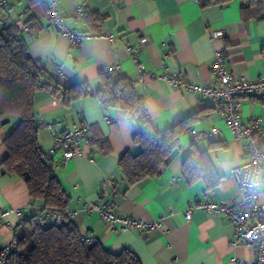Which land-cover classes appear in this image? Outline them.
<instances>
[{
  "label": "crops",
  "instance_id": "1",
  "mask_svg": "<svg viewBox=\"0 0 264 264\" xmlns=\"http://www.w3.org/2000/svg\"><path fill=\"white\" fill-rule=\"evenodd\" d=\"M58 1L66 25L79 32L86 29L83 17L74 16L79 6L104 15L100 35L71 47L68 39L49 24L46 0H6L7 6L0 11V26L9 21L30 27L28 21L35 19L41 30L35 38L27 37L28 51L38 67L63 85L79 79L96 88L98 73L110 68L134 81L137 72L126 46L139 45L143 37L148 43L142 48L140 62L156 74L167 73L199 85H213L215 76L210 66L214 54L221 52L234 74L249 80L264 75V18L242 15L241 7L249 0L207 6H201L198 0ZM215 31L223 35L215 36ZM140 94L152 124L160 131L184 118H192L179 141L183 152L172 154L158 175L133 184L125 193H121L124 182L118 161L124 151L134 148L126 112L105 109L94 97L64 107L46 91L36 94L35 109L40 123L60 122L56 127L59 131L71 123L86 122L93 134L82 156L65 162L59 155L54 157L55 175L67 196V215L82 235L100 240L112 253L127 249L141 264H252L254 249L236 242L233 226L220 215L195 210L189 221L184 217L192 203H230L237 195L230 171L247 160V147L246 141L236 139L221 118L222 104L217 98L181 92L159 79H150ZM239 110L244 123L259 118L264 128V102L259 98L240 97ZM16 122L15 117H10L0 123V164L7 155L3 140ZM213 128L219 131L216 137L195 140L200 149L208 148L212 141L219 143L209 154L221 180L206 191L201 180L186 184L181 169L183 153L192 144L188 131L209 132ZM50 137V132L40 126L37 139L45 151ZM0 170L1 247L36 213V208L30 206L36 202L31 200L21 178L1 167ZM103 199H110L113 209L128 217L154 221L166 215L162 231L121 232L104 223L96 211H82L84 206ZM259 201L264 203L262 189ZM170 210L172 214L168 215ZM6 223H10L14 232Z\"/></svg>",
  "mask_w": 264,
  "mask_h": 264
},
{
  "label": "trees",
  "instance_id": "2",
  "mask_svg": "<svg viewBox=\"0 0 264 264\" xmlns=\"http://www.w3.org/2000/svg\"><path fill=\"white\" fill-rule=\"evenodd\" d=\"M198 1L201 6H207L225 4L230 0ZM262 4L264 0H249L241 7L242 15L264 18ZM82 17L86 29L81 33L100 35L105 16L85 9ZM28 23L30 27L26 35L17 22L0 28V123L10 117L17 119L3 140L7 155L0 167L21 178L31 200L56 209L61 220L47 227L36 224V213L26 220L16 230L17 244L9 252L5 264H141L127 249L112 253L98 239L80 240L82 234L66 213L67 196L55 175V159L38 143L37 132L41 123L35 109L36 94L46 91L64 107L76 100L94 97L105 109L126 112L134 148L124 151L118 161L124 182L121 193L161 172L169 157L178 153L176 147L188 130L192 116L164 130L156 129L149 115L144 116L143 98L134 81L113 68L98 73L96 88H92L87 80L79 79L68 85L61 84L55 76L38 67L30 55L27 37L35 38L41 26L35 19ZM259 100L264 102V98ZM217 145L219 143L212 141L208 148L200 149L192 140L190 150L183 153L181 177L186 184L201 180L206 191L219 184L221 175L209 154V150Z\"/></svg>",
  "mask_w": 264,
  "mask_h": 264
},
{
  "label": "built area",
  "instance_id": "3",
  "mask_svg": "<svg viewBox=\"0 0 264 264\" xmlns=\"http://www.w3.org/2000/svg\"><path fill=\"white\" fill-rule=\"evenodd\" d=\"M47 19L50 25L56 28L58 33L67 38L71 47L77 46L85 40L96 37L97 35L81 33L71 29L66 25L65 19L61 14L58 0H46ZM7 6L6 0H0V11ZM83 6H79L74 13L76 18L82 16ZM1 24V22H0ZM21 30L26 35L28 26L22 24ZM215 36H222L221 31H215ZM112 38L111 36H109ZM148 43V39L143 37L139 45L126 46V51L135 66L137 77L134 85L138 90H143L150 79H159L169 86L200 97L217 98L222 104L220 116L224 120L233 136L239 140L246 141L247 160L244 163L235 165L231 171V177L237 186V195L230 203H215L212 201H201L190 204L184 217L187 221L191 219V214L195 210L214 213L220 215L225 221L233 226L234 240L243 245L254 249V259L252 264H264V203L259 201V192L264 190V128L260 124L259 118H252L244 123L240 113V97L253 96L255 98H264V75L249 80L244 76L234 74L226 65V57L221 52L214 54V60L210 66L211 72L215 76L213 85H199L193 81L182 79L176 75L167 73L156 74L147 70L140 62V55L143 46ZM62 66V65H61ZM61 66L56 69L60 73ZM144 116H148L144 102L142 105ZM60 122H42L41 126L50 132L49 148L47 153L53 158L56 155L61 156V161L83 155V148L93 138L90 126L86 122L71 123L63 126L61 130L56 127ZM218 129L213 128L209 132H200L194 129L188 131L192 140H199L205 137H216ZM178 154L183 152V147L179 144L176 147ZM2 171L0 170V173ZM111 185V183H110ZM36 208V224L47 227L58 223L61 220L60 213L56 209L44 206L43 204H30ZM82 211H96L100 218L112 229L121 232L131 230L162 231V222L165 216H160L154 221H145L138 218L128 217L116 212L112 207L110 199H103L98 203H90L83 207ZM74 212H69L73 215ZM3 213L2 215H5ZM170 210L168 215H171ZM9 230L14 232L10 223L5 224ZM14 232L11 241L0 247V264H5L9 252L17 244V236ZM82 242H89L92 239L81 235Z\"/></svg>",
  "mask_w": 264,
  "mask_h": 264
},
{
  "label": "water",
  "instance_id": "4",
  "mask_svg": "<svg viewBox=\"0 0 264 264\" xmlns=\"http://www.w3.org/2000/svg\"><path fill=\"white\" fill-rule=\"evenodd\" d=\"M9 24H11L9 21L4 22V23L1 25L0 28H4V27H6V26L9 25Z\"/></svg>",
  "mask_w": 264,
  "mask_h": 264
}]
</instances>
